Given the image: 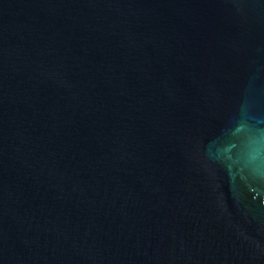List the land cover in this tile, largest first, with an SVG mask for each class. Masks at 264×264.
Returning <instances> with one entry per match:
<instances>
[{"label":"water","instance_id":"95a60500","mask_svg":"<svg viewBox=\"0 0 264 264\" xmlns=\"http://www.w3.org/2000/svg\"><path fill=\"white\" fill-rule=\"evenodd\" d=\"M0 264H264V0H0Z\"/></svg>","mask_w":264,"mask_h":264}]
</instances>
